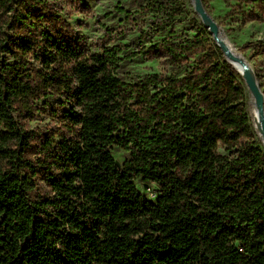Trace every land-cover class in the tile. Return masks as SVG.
Instances as JSON below:
<instances>
[{
	"label": "trees",
	"instance_id": "1",
	"mask_svg": "<svg viewBox=\"0 0 264 264\" xmlns=\"http://www.w3.org/2000/svg\"><path fill=\"white\" fill-rule=\"evenodd\" d=\"M237 1L264 18V0ZM109 15L138 27L127 56L174 72L127 82L122 47L92 52L49 0H0V264H264V149L241 74L187 0ZM39 112L54 131L25 128Z\"/></svg>",
	"mask_w": 264,
	"mask_h": 264
},
{
	"label": "rangeland",
	"instance_id": "2",
	"mask_svg": "<svg viewBox=\"0 0 264 264\" xmlns=\"http://www.w3.org/2000/svg\"><path fill=\"white\" fill-rule=\"evenodd\" d=\"M49 1L74 31L86 38L92 52H102L104 48L112 46H120L124 49L121 57L126 56V58H124L120 75L127 82L146 75H169L174 72L160 59L150 60L143 57L127 56L139 48V41L136 39V36H139L138 27L133 21L124 22V17H114L109 14L114 11L118 4L129 0H85L82 5L77 0ZM203 6L223 31L227 43L246 59L263 92L264 18L259 17L258 20L245 21L246 16L252 12L251 6L240 4L237 0H204ZM187 12L188 18L194 14L199 17L194 10L192 0H187ZM256 13L260 16L259 12L256 11ZM138 22L140 23L141 20ZM122 34L125 36L122 37ZM245 87L247 90L246 101L251 116L254 99L246 84ZM52 107L58 108V112L62 110L58 107V102H52ZM53 114L55 113L39 112L35 114L34 119L26 123L25 128L38 135L54 131L59 123ZM251 120L253 124L252 117ZM257 139L264 149L263 142L259 138ZM113 156L119 165H122L127 158V154L120 149H114ZM136 182L140 192L145 194L147 198H156L158 188L154 184L149 185L139 179Z\"/></svg>",
	"mask_w": 264,
	"mask_h": 264
},
{
	"label": "water",
	"instance_id": "3",
	"mask_svg": "<svg viewBox=\"0 0 264 264\" xmlns=\"http://www.w3.org/2000/svg\"><path fill=\"white\" fill-rule=\"evenodd\" d=\"M192 3L194 5L195 12L198 14L201 21L204 23V25L212 33L216 44L221 48V50L224 53L227 61L231 65H233V67L236 69V67L234 66L232 61L237 60V58L235 56H233L231 53H229L228 48L222 42L219 41V34L223 33V31L220 29V27L216 23V21L207 12L205 7L203 6L202 0H192ZM240 61L245 66L243 72L240 74H241L249 92L251 93V95L254 99V102H255V105L257 107L259 114L262 117V133H263V144H264V93L262 92L261 87L258 84V81L256 79V76H255L252 68L248 64V62H245V60H243V59H240Z\"/></svg>",
	"mask_w": 264,
	"mask_h": 264
},
{
	"label": "bare ground",
	"instance_id": "4",
	"mask_svg": "<svg viewBox=\"0 0 264 264\" xmlns=\"http://www.w3.org/2000/svg\"><path fill=\"white\" fill-rule=\"evenodd\" d=\"M226 38L224 37L223 33L219 34V41L222 42L227 48L229 53H231L233 56L237 58V60L232 61L236 69L239 71V73H242L245 66L244 64L240 61V59H243L246 61V59L235 49L233 48L230 44L227 43L225 40ZM253 109L251 111V117L253 119V124L255 127V131L259 139L263 142V133H262V117L259 114L257 107L255 105V102H252Z\"/></svg>",
	"mask_w": 264,
	"mask_h": 264
}]
</instances>
